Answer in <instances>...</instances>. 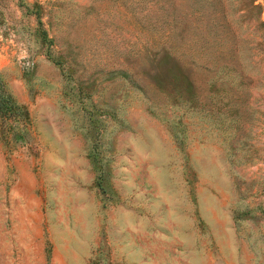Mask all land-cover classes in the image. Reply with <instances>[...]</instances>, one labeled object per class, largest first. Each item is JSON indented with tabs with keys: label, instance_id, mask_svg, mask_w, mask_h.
<instances>
[{
	"label": "rangeland",
	"instance_id": "1",
	"mask_svg": "<svg viewBox=\"0 0 264 264\" xmlns=\"http://www.w3.org/2000/svg\"><path fill=\"white\" fill-rule=\"evenodd\" d=\"M0 264H264V0H0Z\"/></svg>",
	"mask_w": 264,
	"mask_h": 264
},
{
	"label": "trees",
	"instance_id": "2",
	"mask_svg": "<svg viewBox=\"0 0 264 264\" xmlns=\"http://www.w3.org/2000/svg\"><path fill=\"white\" fill-rule=\"evenodd\" d=\"M15 110L13 103L0 93V115H2L4 120L15 118L18 115Z\"/></svg>",
	"mask_w": 264,
	"mask_h": 264
}]
</instances>
